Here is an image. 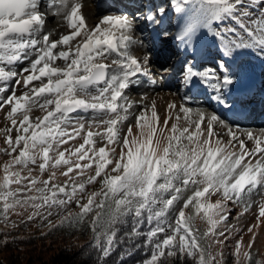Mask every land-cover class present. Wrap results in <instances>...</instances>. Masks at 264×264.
Returning a JSON list of instances; mask_svg holds the SVG:
<instances>
[{
    "label": "snow or ice",
    "instance_id": "1",
    "mask_svg": "<svg viewBox=\"0 0 264 264\" xmlns=\"http://www.w3.org/2000/svg\"><path fill=\"white\" fill-rule=\"evenodd\" d=\"M131 7L86 24L78 0H0V223L15 229L10 218L26 215L25 226L90 231L98 264L121 245L131 255L140 237L141 264H226L230 244L232 264H264L252 251L264 129L233 118L242 81L264 66V0ZM50 11L66 28L46 27ZM157 42L179 54L163 69L180 85L164 113L128 95L144 77L165 83L152 73ZM253 204L244 244L229 217Z\"/></svg>",
    "mask_w": 264,
    "mask_h": 264
},
{
    "label": "rangeland",
    "instance_id": "2",
    "mask_svg": "<svg viewBox=\"0 0 264 264\" xmlns=\"http://www.w3.org/2000/svg\"><path fill=\"white\" fill-rule=\"evenodd\" d=\"M154 2V1H153ZM104 14H93V19H97L99 17H102ZM96 17V18H95ZM92 19V20H93ZM158 49L157 56H161L162 53L165 51V44L164 45H158L156 47ZM135 53L142 54L141 51L136 50ZM156 55V54H154ZM173 59L174 61H179V54L177 51L173 52ZM255 66L260 67L261 65L259 63H255ZM263 67V76H264V66ZM154 77L157 79V82L159 83L160 79L156 74H154ZM262 86H264V81L262 80ZM177 87L179 88V83L177 84ZM169 89L164 87H158L153 88L147 77L142 78L141 84L138 87H133L129 92L128 95L130 99H134L135 101L139 102L141 97L145 94H148V103H151L152 99H155L157 104L163 102V94L168 93ZM173 99H176V97L171 96L169 100L166 98L164 102L167 101V104L171 102ZM201 101L202 98H199ZM161 101V102H160ZM158 104V105H159ZM166 104V108H167ZM205 106V104H204ZM207 107V106H205ZM165 108V109H166ZM165 109H159L160 113H164ZM163 110V111H162ZM10 126V125H9ZM4 127L3 123V114L2 110H0V128ZM247 129L255 128L257 129H264L258 126H251V127H244ZM254 130V129H251ZM15 133V130H13V134ZM3 137H0V147L5 146L3 143ZM0 164H2V159H0ZM258 196H253V200H258ZM239 209H233L231 216L229 217V220L232 224H235L238 228H240L241 232L240 234L243 235V243L246 244L249 240L252 238V233H248L247 229L249 226H252L257 223V215L259 212L258 204H253L252 208L245 212L242 217H239V223H237V213L239 212ZM21 219L26 220V215L24 217H18V216H12L10 218V221H15L17 223V227L19 230L18 238H19V245L16 246L15 249L10 250L9 252H0V263L1 264H49V260L51 255L56 252L58 249L63 248L64 246L69 245H82L84 243V239L79 238H65V237H59L56 235H52L51 231L47 227H43L41 225V222L39 218H37L35 221H28L26 226L23 223H20ZM262 221H264V217L261 218ZM199 227V223L197 224ZM12 229L10 227H5L3 223H0V230H8ZM254 232L256 234L257 239L254 241L253 249L252 251L256 254V258L258 259H264V223H261L259 225V228H254ZM240 235H237L236 239H239ZM234 243V241H233ZM232 244L229 245L228 249L225 250V257H226V264H232V261L234 260V257L231 255L232 253ZM10 253L12 254L10 256ZM10 256L11 262H8V258ZM16 260H18L16 262Z\"/></svg>",
    "mask_w": 264,
    "mask_h": 264
},
{
    "label": "bare ground",
    "instance_id": "3",
    "mask_svg": "<svg viewBox=\"0 0 264 264\" xmlns=\"http://www.w3.org/2000/svg\"><path fill=\"white\" fill-rule=\"evenodd\" d=\"M116 1V0H111ZM155 2V0H153ZM46 3L47 0H44ZM78 2L81 4L80 12L84 16L86 24L93 23L96 19H93V14L95 12L97 14H109L111 12H115L113 10V6L108 3L107 0H78ZM126 4V3H125ZM132 1L128 2L126 5L129 9V11H134L135 9L131 7ZM96 18V17H95ZM93 19V20H92ZM64 25L66 28V21H63L62 18H57L52 15V13L48 14V20L46 27L50 30H58L61 31L63 29L59 28V25ZM164 45L160 42H157V45ZM174 50L173 46L165 44V51L162 53L161 56H157L158 49L156 48L154 54H153V68L152 73L153 75L156 74V76L160 79V74L163 73L164 68L172 67L173 65H178L179 61H174L173 59V52ZM136 55H140L139 53H135ZM263 67L255 66V64L251 67V70L247 77L242 81V84L240 86L241 90L237 93V99L239 100V103L237 104V109L239 114L234 116L233 118L242 126V127H251L252 125H257L255 120L253 118H246V112L248 107H246L245 102L246 101H261V103L264 105V86H262V80L264 81V76L262 74ZM163 77L165 80V83L159 87H164L169 89V92L166 94H163V102H161L159 105L156 102L157 108L159 109H165L167 101L164 102V100L167 98H171V93L176 92L178 90L177 84L178 81L175 79L174 76H170L168 73H163ZM158 88V87H155ZM202 98L204 101L205 106H207L210 110L213 109V104L210 100H206L203 96L199 97ZM253 109V108H252ZM251 109V110H252ZM162 110V111H163ZM158 111V110H157ZM245 112V113H244ZM160 113V110L158 111ZM244 125V126H243ZM264 126V124L262 125ZM253 131L258 132V130Z\"/></svg>",
    "mask_w": 264,
    "mask_h": 264
},
{
    "label": "trees",
    "instance_id": "4",
    "mask_svg": "<svg viewBox=\"0 0 264 264\" xmlns=\"http://www.w3.org/2000/svg\"><path fill=\"white\" fill-rule=\"evenodd\" d=\"M18 228L0 230V241L5 239V233H8V243L0 244V252H9L16 248L19 245V233ZM52 235L65 238H79L84 239L82 245H69L64 246L63 248L58 249L54 252L49 260V264H98V253L94 248H92L90 241V231L83 229L80 230H68V229H54L51 231ZM13 237L16 239L13 241ZM144 238L140 237L133 241L131 247V255H125L124 259H121V253L125 251V248L128 247L127 244L121 245L118 247L107 259V264H141L143 259L146 258L143 250ZM135 244H140L141 248L136 249ZM12 254L10 253V256ZM9 258L8 262H11ZM18 260H16L17 262ZM1 264V263H0Z\"/></svg>",
    "mask_w": 264,
    "mask_h": 264
}]
</instances>
